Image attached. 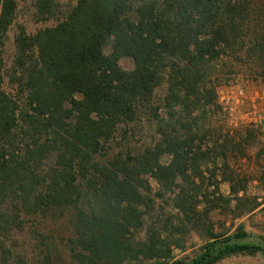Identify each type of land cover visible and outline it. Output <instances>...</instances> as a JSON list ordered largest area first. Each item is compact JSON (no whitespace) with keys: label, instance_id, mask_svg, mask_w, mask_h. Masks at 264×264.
I'll return each mask as SVG.
<instances>
[{"label":"trees","instance_id":"obj_1","mask_svg":"<svg viewBox=\"0 0 264 264\" xmlns=\"http://www.w3.org/2000/svg\"><path fill=\"white\" fill-rule=\"evenodd\" d=\"M35 7L52 14L55 0ZM263 9L264 0H75L52 26L20 27L9 93L3 45L17 0H0V264H217L264 253V234L206 224L220 202L245 206L246 179L225 168L253 135L235 140L205 122L219 107L220 61L246 58L264 79ZM142 121L151 143L121 144ZM149 177L205 236L191 254L175 256L154 223L145 228ZM59 219L65 240L52 228Z\"/></svg>","mask_w":264,"mask_h":264},{"label":"rangeland","instance_id":"obj_2","mask_svg":"<svg viewBox=\"0 0 264 264\" xmlns=\"http://www.w3.org/2000/svg\"><path fill=\"white\" fill-rule=\"evenodd\" d=\"M74 4L75 0H55L54 13L43 15L36 9L35 0H17L15 20L7 32L3 45L5 63L3 88L6 91L14 92L9 76L12 73L15 54L14 39L20 27L26 34L32 35L39 29L54 25ZM257 15L258 18L264 19V14L257 13ZM119 63L125 69H131L133 66L130 58H122ZM257 71L258 68L246 58L239 61L226 60V64L224 61L219 62L216 74L218 75L219 107L208 112V118L205 121L207 127L218 129L222 135L234 136L235 140L245 136L247 131H251L253 136L243 144V153L239 150L228 153L225 168L229 175L246 179L245 193H240L245 200V206L235 208L236 201L233 199L230 203L220 202L219 206L210 212L209 219L206 221L215 233L232 232L238 224H243L246 231L252 234H264V79L258 75ZM164 93L165 83L157 88L155 94L161 97ZM152 128L151 124L142 121L135 130L131 128L133 134L128 133L125 141L120 143L133 148L147 145L154 139ZM167 159V156L163 157L164 161ZM220 171H216L217 179H221ZM211 179L215 178H210V181ZM148 183L153 201L145 215V228L154 223L158 231L168 237L175 256L191 254L205 241V236L199 229L181 223V216L172 205L171 193L157 196L155 195L158 191L156 181L149 177ZM208 183L209 181L206 180V184ZM219 189L223 195L230 193L228 183L222 180L219 183ZM256 203H259L258 206L251 210ZM52 225L59 240H65L70 232L65 228L63 219H59ZM29 230L30 227L26 225L24 232L18 235L21 237L19 241L25 238V232ZM217 264H264V253L260 251L255 255H233Z\"/></svg>","mask_w":264,"mask_h":264}]
</instances>
